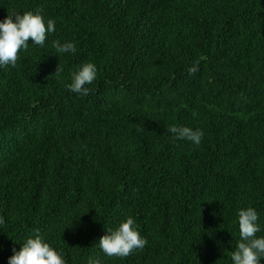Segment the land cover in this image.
I'll list each match as a JSON object with an SVG mask.
<instances>
[{
	"label": "trees",
	"instance_id": "obj_1",
	"mask_svg": "<svg viewBox=\"0 0 264 264\" xmlns=\"http://www.w3.org/2000/svg\"><path fill=\"white\" fill-rule=\"evenodd\" d=\"M13 11L56 23L0 67V264L35 229L84 264L128 215L147 244L103 264H231L236 210L264 229V0H0ZM85 62L82 97L66 85Z\"/></svg>",
	"mask_w": 264,
	"mask_h": 264
},
{
	"label": "clouds",
	"instance_id": "obj_2",
	"mask_svg": "<svg viewBox=\"0 0 264 264\" xmlns=\"http://www.w3.org/2000/svg\"><path fill=\"white\" fill-rule=\"evenodd\" d=\"M55 21L48 19L45 22L40 11H25L8 14L0 20V67L16 66L18 52L26 50L31 38L32 45L43 46L48 34L55 31ZM52 47L57 53H75L76 45L73 42L52 41ZM62 71L57 68L55 73ZM198 72V65L187 68L189 76ZM70 83L66 85L72 93L82 97L89 95L90 85L97 78V68L92 62H85L69 73ZM176 140H186L195 146L201 144L203 130L189 126L172 125L167 129ZM137 131H143L142 127ZM88 212V211H87ZM86 212V213H87ZM84 214V213H83ZM239 239L230 252L231 264H260L264 260V235H257L262 229L260 217L254 207L238 208L235 213ZM5 223L0 216V225ZM19 250L7 258V264H66L64 254L56 250L39 229H35L27 238L19 242ZM147 240L141 236L135 219L128 215L120 220L113 228H106V234L101 236L94 247L99 251L86 257L84 264H103L101 254L105 257H127L134 250L143 249Z\"/></svg>",
	"mask_w": 264,
	"mask_h": 264
}]
</instances>
